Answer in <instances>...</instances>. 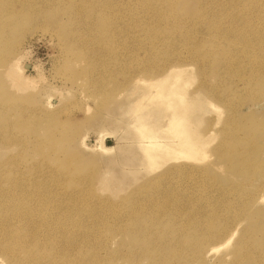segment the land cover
Wrapping results in <instances>:
<instances>
[{
    "label": "rangeland",
    "instance_id": "374dc122",
    "mask_svg": "<svg viewBox=\"0 0 264 264\" xmlns=\"http://www.w3.org/2000/svg\"><path fill=\"white\" fill-rule=\"evenodd\" d=\"M172 66L204 157L149 164ZM263 187L264 0H0V264L14 228L41 264H264Z\"/></svg>",
    "mask_w": 264,
    "mask_h": 264
},
{
    "label": "bare ground",
    "instance_id": "6f19581e",
    "mask_svg": "<svg viewBox=\"0 0 264 264\" xmlns=\"http://www.w3.org/2000/svg\"><path fill=\"white\" fill-rule=\"evenodd\" d=\"M13 68L8 69L7 74L10 75L9 72L11 70L17 78L22 79L21 67L17 64ZM180 75V70L172 66L168 68L165 73L157 76L153 80L148 79L141 81V93H138L135 100L132 102L134 109L137 110L145 105L144 100L149 101L150 105L147 107L151 109L149 115H153L159 120L162 119V123L154 130L150 125L146 124L143 114L140 113L137 117L139 121L135 124V129L138 132V146L144 158L143 160H146L149 164H154L158 156L170 157L173 159L184 158L192 161L195 160V162L198 160L200 161L204 157L201 149L205 146L204 136L208 133L203 134L197 130L190 119V114L192 112L197 109H204V107L198 99L196 100L194 98V100H192L183 98L184 91H182L178 83V80L181 78ZM257 196L258 201H264L263 190L262 193ZM24 210L25 209L20 210V215L25 213ZM18 222L21 221L19 220ZM234 230L226 237L224 245L230 241L234 234ZM21 231L22 229L19 230V228H14L13 233H5L3 235L4 238H10L12 241L9 245V247L12 248L10 249L11 252L12 250H20L21 253L23 252L24 259H21V262H24V264H41L44 260V255L39 253L41 250H39V252L36 250L37 246L34 244V238L31 236L24 240V234L21 233ZM25 233L27 234V232ZM215 248L216 247H212L211 249ZM0 255L5 257V254H1V252Z\"/></svg>",
    "mask_w": 264,
    "mask_h": 264
}]
</instances>
